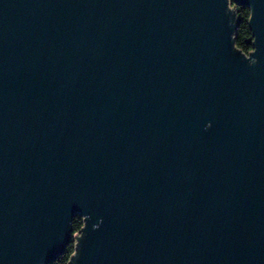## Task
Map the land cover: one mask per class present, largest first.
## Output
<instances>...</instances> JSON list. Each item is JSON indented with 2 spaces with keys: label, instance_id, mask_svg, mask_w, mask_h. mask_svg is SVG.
Instances as JSON below:
<instances>
[{
  "label": "water",
  "instance_id": "95a60500",
  "mask_svg": "<svg viewBox=\"0 0 264 264\" xmlns=\"http://www.w3.org/2000/svg\"><path fill=\"white\" fill-rule=\"evenodd\" d=\"M74 239L69 264H264V0H0V264Z\"/></svg>",
  "mask_w": 264,
  "mask_h": 264
},
{
  "label": "trees",
  "instance_id": "16d2710c",
  "mask_svg": "<svg viewBox=\"0 0 264 264\" xmlns=\"http://www.w3.org/2000/svg\"><path fill=\"white\" fill-rule=\"evenodd\" d=\"M231 7L237 12L239 25L235 33V46L243 53L249 55L253 50V33L250 29L251 10L245 6H237L235 3ZM74 233H78L84 226V220L80 216H76L73 220ZM76 253L75 245H70L65 253L60 255L55 261L50 264H69L72 257Z\"/></svg>",
  "mask_w": 264,
  "mask_h": 264
},
{
  "label": "built area",
  "instance_id": "2783aa9c",
  "mask_svg": "<svg viewBox=\"0 0 264 264\" xmlns=\"http://www.w3.org/2000/svg\"><path fill=\"white\" fill-rule=\"evenodd\" d=\"M231 9H232V7H231ZM81 233H82V232L79 231L77 234H78V235H81ZM75 234H76V233H74V235H75ZM74 235H73V238H74ZM73 244L75 245V248H76V240H75V239H74V243H73Z\"/></svg>",
  "mask_w": 264,
  "mask_h": 264
},
{
  "label": "rangeland",
  "instance_id": "374dc122",
  "mask_svg": "<svg viewBox=\"0 0 264 264\" xmlns=\"http://www.w3.org/2000/svg\"><path fill=\"white\" fill-rule=\"evenodd\" d=\"M233 9V8H232Z\"/></svg>",
  "mask_w": 264,
  "mask_h": 264
}]
</instances>
